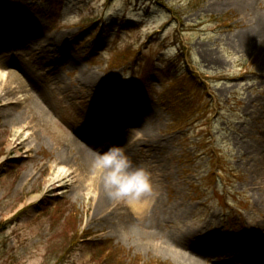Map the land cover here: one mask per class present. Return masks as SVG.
Masks as SVG:
<instances>
[{
    "label": "rangeland",
    "instance_id": "374dc122",
    "mask_svg": "<svg viewBox=\"0 0 264 264\" xmlns=\"http://www.w3.org/2000/svg\"><path fill=\"white\" fill-rule=\"evenodd\" d=\"M254 10L229 0H0V42H20L0 51V74L15 70V54L34 48L38 39L60 40L61 50L76 62L57 65L69 86L88 69L130 91L128 102L136 113L142 104L155 107L160 129L154 134L171 140L166 151L173 172L163 181L165 201L184 199L192 209L188 224L203 226L208 245L216 242L204 251L206 260L235 263L252 239L254 224L264 218V192H251L264 166L252 175L238 144L244 135L252 139L264 131V122L250 130L254 100L264 90L257 78L264 72V50L258 44L246 49L238 38ZM99 26L104 43L95 48ZM46 74L39 71L37 79ZM80 89L79 98L90 101L89 91ZM166 96L178 106L167 105ZM11 98L0 87V264H178L112 233L109 225L100 224L107 221L102 215L92 222L93 203L79 193L65 190L29 202L57 172H65L51 161L63 139L86 125L87 102L65 106L51 123L36 129L40 140L33 152L27 154L24 147L17 157L8 152L21 130L7 116ZM121 109L133 112L129 105ZM20 111L28 116L24 108ZM29 126L27 137L36 131ZM206 132L212 142L200 143L204 154L197 155L196 137ZM214 149L224 158L228 183L213 177L209 155ZM158 233V241L178 234L169 226Z\"/></svg>",
    "mask_w": 264,
    "mask_h": 264
},
{
    "label": "bare ground",
    "instance_id": "6f19581e",
    "mask_svg": "<svg viewBox=\"0 0 264 264\" xmlns=\"http://www.w3.org/2000/svg\"><path fill=\"white\" fill-rule=\"evenodd\" d=\"M229 1L239 8L255 9L250 25L238 34L239 44L246 49L258 44L264 50V41L257 40V35H261L264 40V0ZM257 5L262 6L261 11H256ZM19 44L18 40L0 42V51L18 47ZM20 52L21 54H15V70L7 75L0 74L3 96L12 97L6 104V107L12 108V112L7 114L8 119L13 126L21 129L14 133L8 145L9 154L15 153L18 157L21 154L19 149L24 147L27 154L33 152V143L40 140L37 133L39 128L51 123L65 106L74 107L83 101L87 102L83 116L84 122L87 121L86 126L64 138L51 161L54 166L64 167L65 172H57L53 179L46 182L43 193L30 197L29 202L37 203L47 195L55 197L66 193L65 190L79 193L93 203L92 222L101 215L104 216L107 221L100 223L102 226L109 225L112 233L133 240L139 249L154 251L178 264H215L204 258V251L215 248L216 242L209 241L208 245L205 242L207 239L203 238V226L194 227L188 224L191 207L182 202L184 199L179 201L172 198L169 203L164 199L163 181L169 179L173 172L167 166L169 152L166 151L171 140L158 138L154 134L160 129L159 112L156 108L142 104L143 109L140 108V113H136L132 100L128 102L130 91L118 87L113 80L107 82L98 73L88 69L82 70L80 79L69 86L58 73L57 65L66 61L76 66V62L67 52L61 50L60 40L38 39L34 48ZM33 62H39L41 67L35 69ZM39 71L47 73L40 77V80L45 81L44 85L37 79ZM257 78L260 86L264 88V72ZM82 86L89 91L88 97L92 98L90 101L79 98L78 90ZM254 101L256 105L251 111L254 122L250 128L252 132L257 124L264 122V90ZM127 105L129 109H133L132 113L129 110L122 113L121 108ZM22 108L27 117L20 111ZM29 124L37 130L27 137L25 131L30 130ZM129 129L139 130L138 138L131 143ZM238 144H241L239 155L245 156L247 165L251 166L249 172L256 174L257 167L264 166V131L258 130L252 139L244 135ZM111 145H127V152L133 162L152 173L159 196L149 211L133 212L125 205L109 200L103 192L100 179L92 176L90 164L94 152L106 151ZM242 150L250 153L240 154ZM254 186L252 193L260 190L264 192V168L263 175L256 179ZM166 226L177 230L178 234H169L158 241V232ZM249 235L252 239H248L249 246H243L244 258L237 261L238 263L229 264H264V218L254 224Z\"/></svg>",
    "mask_w": 264,
    "mask_h": 264
},
{
    "label": "clouds",
    "instance_id": "9594fccd",
    "mask_svg": "<svg viewBox=\"0 0 264 264\" xmlns=\"http://www.w3.org/2000/svg\"><path fill=\"white\" fill-rule=\"evenodd\" d=\"M129 143L138 138V129H129ZM93 177H98L106 197L133 212L149 211L159 196L152 173L136 165L127 145H111L106 151H95L90 164Z\"/></svg>",
    "mask_w": 264,
    "mask_h": 264
},
{
    "label": "trees",
    "instance_id": "16d2710c",
    "mask_svg": "<svg viewBox=\"0 0 264 264\" xmlns=\"http://www.w3.org/2000/svg\"><path fill=\"white\" fill-rule=\"evenodd\" d=\"M68 224H70V221H68ZM75 233H77V230H76V232Z\"/></svg>",
    "mask_w": 264,
    "mask_h": 264
}]
</instances>
